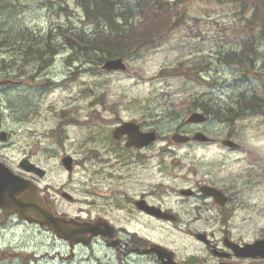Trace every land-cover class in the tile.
<instances>
[{"label": "rangeland", "instance_id": "374dc122", "mask_svg": "<svg viewBox=\"0 0 264 264\" xmlns=\"http://www.w3.org/2000/svg\"><path fill=\"white\" fill-rule=\"evenodd\" d=\"M170 1L176 25L128 58L126 72H105L91 61L87 63L86 58L84 65L75 61L69 65L71 49L53 58L48 67L39 60L32 65L29 61L18 63L20 56L33 50L45 53L50 44L62 49L67 36L77 42L85 31L88 37L92 35L93 27L84 23L77 0H0V79L19 83L0 87V111L4 129L10 134L8 141L0 140V162L24 173L20 163L30 158L47 170L45 177L36 175L37 182L57 199L60 214L76 215L88 208L94 215L100 211L99 181L114 186L115 177L128 176L135 162L130 159L133 152L112 138L120 123L116 119L135 120L164 136L148 151L152 180L162 177L158 162L164 160L167 192L168 188L192 187L198 178L206 179L207 173L234 184L239 190L235 205L242 206L236 218L242 230L235 235L254 241L264 236L263 106V113L249 112L232 122L211 116L208 123L194 126L186 125L185 119L192 108L197 109L195 100L196 106L205 102L212 105L210 108L226 105L225 109H230L239 91L246 88L264 98V76L259 75L264 45L250 77L238 85L239 68L216 61L217 52L242 43L237 28L243 22L236 5L226 0ZM144 23L142 19L133 26ZM14 52L20 55L11 61ZM78 57L83 60L82 55ZM200 67L204 72L197 74ZM178 126L184 132L199 129L219 138L233 134L244 147L230 152L221 148V143L181 146L171 140ZM65 155L75 159L73 172L62 165ZM193 166L198 167L201 177L187 175ZM179 171L187 181L172 174ZM63 192L74 199L63 198ZM159 231L146 234L169 244L194 243L184 233ZM73 252L71 257V248L50 228L19 217L0 219V264H103L110 253L99 244L89 249L76 247ZM95 254L101 255L102 261L94 259Z\"/></svg>", "mask_w": 264, "mask_h": 264}, {"label": "flooded vegetation", "instance_id": "af4514ba", "mask_svg": "<svg viewBox=\"0 0 264 264\" xmlns=\"http://www.w3.org/2000/svg\"><path fill=\"white\" fill-rule=\"evenodd\" d=\"M141 151L135 150L136 153ZM139 156L135 157V166L130 176L115 177L113 188L108 189L100 183V189L104 192L99 196L98 213L93 215L91 210L82 209L77 216L86 222L98 218L107 220L113 226L112 234H100L87 245L76 247L89 249L99 244L101 248L110 251L108 260L103 264H174V260L182 264H264L263 256L248 257L240 255L236 250V244L243 246L249 242L235 235L242 230L236 222L237 211L242 206L235 205L239 190L234 184H229L213 173H207L206 179L194 181V192L191 195H183L181 189L177 191L174 188H168L170 191L167 192L163 178L152 180L149 173L142 172L148 169V157L144 155L142 159ZM159 166H162L161 162ZM196 172L197 168H193L192 173ZM203 186L213 187L221 194L203 191ZM139 201L161 209L168 213V217L150 213ZM108 228L111 227H102ZM158 228L159 233H184L194 243L178 244L173 241L169 244L161 238L152 240L147 236V232L157 231ZM198 234H204L205 237ZM153 242L172 252L167 250L165 254H159L149 250ZM66 243L71 248L70 256L74 257L73 250L76 247L72 248L70 243ZM94 259L102 261V256L95 254Z\"/></svg>", "mask_w": 264, "mask_h": 264}, {"label": "trees", "instance_id": "16d2710c", "mask_svg": "<svg viewBox=\"0 0 264 264\" xmlns=\"http://www.w3.org/2000/svg\"><path fill=\"white\" fill-rule=\"evenodd\" d=\"M79 4L84 8L86 15V22L94 27V37H85L82 40L78 37L77 42L85 44L86 56L93 55V51L97 53L98 63L102 62L105 58L123 56L127 57L135 52L138 46V41H144L146 33L148 36L156 37L157 35L166 34L171 28L166 30L155 29L153 22L147 23L153 24V29L147 27L145 30H141L139 27L133 26V20L141 17L146 18L144 10L147 8V2L145 0H137L134 7L132 5L127 6L129 0H77ZM233 3H237L244 11V15H249L250 18L246 20V33H258V35L264 36V20H260L264 16V0H256L252 7V0H231ZM134 9H132V8ZM150 10L149 15L157 20L160 16V12L165 10V4L159 9L157 5H154ZM137 13L136 15V12ZM148 18V17H147ZM264 18V17H263ZM75 42V43H77ZM74 44V43H72ZM253 49V47L250 46ZM242 49L240 52L234 51L230 55H222L225 61L230 58V61L237 62L240 65H244L243 58L246 57L247 63H253L254 52L252 49ZM46 55L50 54L51 57L58 51L55 46H47L45 49ZM39 56L45 53H39ZM247 66V64H246ZM248 95H242L236 102L233 108L224 111L216 110L215 108L209 109L208 106L202 104L204 111H212L215 114H219L224 119L231 121L234 117H239L249 113V111H255L261 106L264 107V102L256 97Z\"/></svg>", "mask_w": 264, "mask_h": 264}, {"label": "water", "instance_id": "95a60500", "mask_svg": "<svg viewBox=\"0 0 264 264\" xmlns=\"http://www.w3.org/2000/svg\"><path fill=\"white\" fill-rule=\"evenodd\" d=\"M104 67L108 69L126 68L121 59L109 60ZM203 119L205 118L200 114H194L191 118L193 121H202ZM137 129L138 126L127 124L119 128L116 134L124 131L133 133ZM195 138L203 139L200 134H197ZM145 139V143L152 142L155 139V135L150 134ZM176 140L182 141L184 139ZM22 166L28 168L26 163H23ZM30 167L40 175L44 174L41 169L35 168L33 165H30ZM68 167L71 169V166ZM0 207L7 213H18L29 222H38L41 225L51 226L60 237L70 240L73 244L81 241L86 242L88 240L86 239L87 235L91 234L94 236L98 233L96 230L84 228L79 223H76L74 219L55 217L53 208L45 204L42 197L39 196V189L36 185L20 176H15L2 165H0ZM246 249L255 254L264 252V240L253 245H247L244 248L243 251L245 253L252 254Z\"/></svg>", "mask_w": 264, "mask_h": 264}, {"label": "bare ground", "instance_id": "6f19581e", "mask_svg": "<svg viewBox=\"0 0 264 264\" xmlns=\"http://www.w3.org/2000/svg\"><path fill=\"white\" fill-rule=\"evenodd\" d=\"M15 78H16V77H15ZM16 79H18V78H16ZM16 254H17V256H20V255H21V252H20V253H16ZM35 258H36V257H35ZM39 258H43V257H39ZM39 258H38V259H39ZM45 258H46V257H45ZM45 258H44V259H45ZM0 263H1V262H0Z\"/></svg>", "mask_w": 264, "mask_h": 264}]
</instances>
